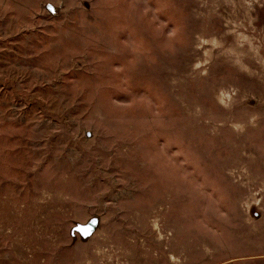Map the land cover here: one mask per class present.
I'll use <instances>...</instances> for the list:
<instances>
[{"label": "rangeland", "instance_id": "obj_1", "mask_svg": "<svg viewBox=\"0 0 264 264\" xmlns=\"http://www.w3.org/2000/svg\"><path fill=\"white\" fill-rule=\"evenodd\" d=\"M0 264H264V0H0Z\"/></svg>", "mask_w": 264, "mask_h": 264}, {"label": "water", "instance_id": "obj_2", "mask_svg": "<svg viewBox=\"0 0 264 264\" xmlns=\"http://www.w3.org/2000/svg\"><path fill=\"white\" fill-rule=\"evenodd\" d=\"M98 227V220L93 219L87 226L78 228V231L84 236H91Z\"/></svg>", "mask_w": 264, "mask_h": 264}]
</instances>
